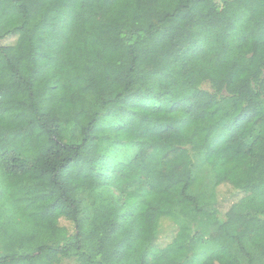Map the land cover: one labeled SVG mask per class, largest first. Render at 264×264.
<instances>
[{"label":"trees","instance_id":"16d2710c","mask_svg":"<svg viewBox=\"0 0 264 264\" xmlns=\"http://www.w3.org/2000/svg\"><path fill=\"white\" fill-rule=\"evenodd\" d=\"M0 264H264V0H0Z\"/></svg>","mask_w":264,"mask_h":264},{"label":"rangeland","instance_id":"374dc122","mask_svg":"<svg viewBox=\"0 0 264 264\" xmlns=\"http://www.w3.org/2000/svg\"><path fill=\"white\" fill-rule=\"evenodd\" d=\"M71 132H74V130L72 131V130H70V131H68V137L66 138V140H69V141H71V140H73V138H71L70 137V133ZM200 172H202L201 170H199ZM208 178H209V175L207 176V181H208ZM211 181L209 182L208 181V187H205L206 189H207V191H209L210 192V190H211ZM200 187H202V185H198V186H191V189L193 190V189H195V188H200ZM224 193L227 195L228 193H227V191H226V189L224 188ZM161 240H165V238L164 237H161L160 238Z\"/></svg>","mask_w":264,"mask_h":264}]
</instances>
